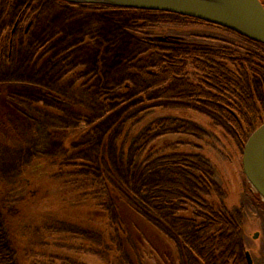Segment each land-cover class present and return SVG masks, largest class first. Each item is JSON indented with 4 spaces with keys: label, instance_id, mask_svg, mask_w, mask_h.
<instances>
[{
    "label": "trees",
    "instance_id": "1",
    "mask_svg": "<svg viewBox=\"0 0 264 264\" xmlns=\"http://www.w3.org/2000/svg\"><path fill=\"white\" fill-rule=\"evenodd\" d=\"M56 1L76 12L74 21L75 19L85 23L95 21L96 25L97 19L102 18L101 25L94 27V32L84 30L82 33L79 32L80 36L76 42L66 41L65 46L69 47L66 52L74 53L68 57L69 60L78 59L76 50L81 46L85 49L90 46L88 50L92 57L98 50V42L103 44L101 49L106 50L109 47V50H112L110 55L113 56L118 49V43L122 40L118 39V34L113 33V30H110V33L102 30H108L110 26L106 21L114 22L123 25L122 28L131 36L125 41L124 46H120V52L119 49L117 50L119 54L115 53V60L107 70L112 77L118 78L126 72L143 80L165 78L161 87L165 90L167 87L163 85L168 82L182 81L180 93L174 95L182 98L187 96L189 101L197 103L206 101L216 107L214 113L218 115L217 118L223 120V124L219 125L214 118L213 124L218 127L224 126L231 131V135L242 148L251 132L264 121V106L256 90V84H259L264 92V43L224 26L181 14L125 4ZM261 1L264 4V0ZM32 13V7L24 6L18 17H29ZM143 15L144 17L154 15L165 23L175 22L169 18L174 15L182 18L181 20L186 18L194 23H203L209 28L221 31V34L187 35L182 32L174 34V31L170 32L168 28L157 33L137 26L138 22L134 20H141L140 17ZM33 18L36 20L38 15L35 14ZM111 34L113 36H110ZM4 44L10 51L12 46L10 37H5L4 42L1 43L0 55L5 51ZM122 54L126 57L121 63L116 64ZM86 60L78 59L79 62ZM100 64L102 67L103 62L100 61ZM77 71L78 69H75L71 74L76 75L79 72ZM99 73L102 75V70ZM134 86L136 84L128 80L111 86L107 91L102 90L101 102L106 103L109 95L124 94ZM157 87L159 88L160 85L153 89ZM148 90H143L145 92H142L141 96L148 95ZM29 99L37 100L33 104L38 110H50L60 114L62 110L72 112L77 115V121L84 125L92 115V111L82 103H77L74 99L64 97L43 86L24 81H0V145L16 148L24 142L26 133L30 131L34 133L38 130L36 129L38 123H42L41 116L30 108L27 103ZM91 132L92 128L87 126L80 128L71 137L68 135L63 138L55 132L47 135L48 141L56 138L62 141L61 149L58 151L60 155L50 157L47 163L49 161V165L58 166V174L64 173L67 177L66 182L69 181L74 185L73 190H70L71 186L65 188L63 181L64 190L57 191V185L53 181L56 177L48 175L47 170L42 172V175L29 171L22 172L13 182L0 175V226L8 239L10 258L3 260L2 264H36V261L40 264H90L80 257L63 256L50 251L52 245L57 246V242L55 244V240L51 239L50 233H59L63 238L69 236L79 238L81 243L72 242V247L101 253L109 264H131L122 256L124 252L126 255L131 253L129 248L124 246L123 253H120L117 244L113 243L122 238L127 245L131 243L130 245L136 246L133 244L136 243L134 239L136 238L143 247L144 245L140 243L146 241V232H143L142 227L140 228L143 221L146 220L156 228H160L157 214L149 210L146 202L157 209L162 207L173 218L193 223L199 240L194 245L188 246L185 242L183 244L184 249L192 253L195 262L204 264L203 260H206L212 264L232 263L231 259L233 260L234 257L230 254L231 237L240 229L231 211L228 210L229 204L225 196L214 189L217 187L227 192L229 184H217L212 180L207 167L197 165L188 155L181 156L182 153L177 152L176 149L159 158L161 156L153 154L152 147L144 157L140 158L143 172L156 176L159 170H163L168 175L166 178L169 179L152 187L144 183H135V186L142 191L143 197L140 198L131 188L116 182L111 176L113 173H109L106 169L102 168V172L97 174L95 167L98 160L95 151L97 139L82 144L83 138L89 137ZM78 139L81 140V145L75 147L73 143ZM36 162L44 165L41 160ZM240 166L243 172V165ZM242 180L243 187L252 198L251 203L264 211V200L247 184L244 172ZM187 181H193L195 187L189 186ZM70 191H74L76 196L73 195L74 198L69 200L67 195ZM39 202L41 207L36 206ZM27 218L30 223L27 225L28 229L23 224ZM135 223H139L138 227ZM28 230L29 236L26 235L25 241L21 242L20 237L17 236L19 231L23 233ZM180 234L184 237L186 231ZM89 235L102 237V245L98 246L99 248L94 247ZM130 239L132 242L129 241ZM179 239L182 238L179 236ZM197 246L203 255L196 254ZM111 252L112 255L109 254ZM188 255L185 256L187 259Z\"/></svg>",
    "mask_w": 264,
    "mask_h": 264
},
{
    "label": "rangeland",
    "instance_id": "2",
    "mask_svg": "<svg viewBox=\"0 0 264 264\" xmlns=\"http://www.w3.org/2000/svg\"><path fill=\"white\" fill-rule=\"evenodd\" d=\"M75 1L84 3L88 0ZM24 6L32 7L33 13L29 17H21L22 20L19 22L18 15ZM57 6L58 4L53 0H0V44L4 42L5 37H12V33L14 35L11 50L9 51V47H6L4 53L0 55V81H24L43 86L64 97L74 99L77 103H82L92 111V115L84 125L77 121V115L72 112L62 110L60 114L50 110H38L33 104L37 100L29 99L28 105L39 113L42 123H38L36 132L31 133L30 131L24 135V142L20 146L15 148L10 145H0V175L13 182L22 172L29 171L42 175V172L47 170L48 175L56 177L53 181L57 185V191L62 192L64 186L65 188L71 186L70 190H73L74 185L69 181L66 182L67 177L64 173L58 174V166L49 165V161L47 163L50 157L60 155L58 151L62 146L61 140L56 138L48 141L47 135L55 132L63 138L68 135L71 137L80 128L90 126L91 135L83 138L82 144L85 141L97 139L95 147L98 158L96 159L98 162L95 160L97 174L106 169L109 173H113L111 176L116 182L128 186L141 198L143 197L142 191L135 186V183H144L152 187L169 178H166L168 175L163 170H159L156 176L143 172L140 158L144 157L152 147L153 154L161 156L159 158H163V154L176 149L177 152L182 153L181 156L187 157L188 155L197 165L207 167L212 180H215L217 184H229V189L226 188L227 192L217 187L214 189L225 196L229 204L228 210L231 211L240 229L235 236L231 237L230 254L234 257L233 260L231 259V264H249L246 251L250 252L253 264H264V211L251 203L252 198L243 187L242 174L244 171L242 172L240 166L242 147L231 135V131L224 126H215L212 122L214 118L219 125L223 124V120L217 118L218 115L214 113L216 107L206 101L197 103L189 101L187 96L182 98L174 95L180 93L182 81L168 82L165 86L163 85L167 87L165 90L161 88L165 78L143 80L141 77L126 72L118 78L112 77L107 70L115 60V53L119 54L121 47L131 36L122 28L123 25L120 26L114 22L106 21L110 26L108 30L104 29L102 32L110 33V30H113V33L118 34V39L122 40L117 45L119 52L117 49L112 56L110 55L112 50L110 51L109 47L106 50L101 49L103 44L98 42V50L92 57L88 50L90 46L88 49L81 46L79 50H76L78 59H87L85 62H79L78 59L69 60L65 49L69 48L65 46L66 41L76 42L84 30L94 32V27L101 25L102 18L97 19L96 25L95 21L88 23L76 19L74 21L76 12L62 5H60L62 7ZM35 14L38 15L36 27H31L29 33L23 32L30 18ZM140 18L142 21L134 20L138 22L137 26L157 33L168 28L170 32L174 31V34L177 32L187 35L190 33L221 34V31L209 28L203 23H194L186 18L181 20L182 18L174 15L169 18L175 22L170 23H165L162 19L155 18L154 15H149V17L143 15ZM160 21L164 23H159ZM146 23L151 25H145ZM50 38L54 41L51 45L47 44ZM124 57H126L125 54L120 55L116 64L121 63ZM100 61L103 62L102 67ZM75 69L79 72L77 71L76 75L71 74ZM101 70L102 75L99 73ZM128 80L136 86L124 94L109 95L106 103L101 102L102 90L107 91L111 86ZM158 85L160 89L158 87L153 89ZM145 89H149L148 95L141 96ZM256 90L264 106V92L259 84H256ZM174 97L176 99H173ZM73 144L78 147L81 145V140L78 139ZM37 160L43 161L44 165L41 162L37 163ZM246 180L247 184L256 190L247 178ZM63 181H65L64 186ZM192 182L187 181L186 183L194 188L195 185ZM73 195L76 196L74 191L68 192V199H73ZM146 205L149 210L157 214L160 228H156L146 220L143 221L140 226L143 232H146V241L140 242L144 245L143 247L136 238H134L136 243H133L136 246L130 245L131 243L127 245L122 238L120 241H114L113 244H117L120 253L124 246L129 248L131 253L126 255L122 252V256L126 257L131 264H198L192 253L184 249L183 244L185 242L188 246L194 245L199 240L193 223L173 218L162 207L157 209L148 202ZM36 206L41 207L40 202ZM23 224L27 229L29 228L28 218ZM135 225L138 227L139 223ZM183 231H186L184 237L180 234ZM26 235L29 236V230L23 233L19 231L17 236L23 242ZM50 236L52 240H55V244L57 242V246L50 247V251L54 253L80 257L90 264H109L101 253L72 247V242L81 243L79 238L75 239L71 236L63 238L59 236V233H50ZM89 236L94 247L99 248L98 246L102 245V237ZM179 236L184 240L179 239ZM7 240L0 226V264L4 262L3 260L10 259ZM129 241L132 242L131 239ZM195 252L198 256L203 255L199 246L195 247ZM109 254L112 255V252ZM203 263L212 264L206 260H203ZM36 264L40 263L36 261Z\"/></svg>",
    "mask_w": 264,
    "mask_h": 264
},
{
    "label": "water",
    "instance_id": "3",
    "mask_svg": "<svg viewBox=\"0 0 264 264\" xmlns=\"http://www.w3.org/2000/svg\"><path fill=\"white\" fill-rule=\"evenodd\" d=\"M125 4L143 9L181 14L217 24L264 43V4L261 0H88ZM243 171L264 199V122L242 148ZM258 236V233H255ZM249 264L253 260L246 251Z\"/></svg>",
    "mask_w": 264,
    "mask_h": 264
},
{
    "label": "flooded vegetation",
    "instance_id": "4",
    "mask_svg": "<svg viewBox=\"0 0 264 264\" xmlns=\"http://www.w3.org/2000/svg\"><path fill=\"white\" fill-rule=\"evenodd\" d=\"M53 1H55L57 4H58V6L57 7H62V6H60L61 4L60 3H58L56 0H53ZM87 2H96V1H87ZM81 3V2H80ZM83 3V2H82ZM84 3H86V2H84ZM168 13H170V12H168ZM171 14H176V13H171ZM185 16V15H184ZM187 17H189V16H187ZM193 18V17H192ZM197 19V18H196ZM22 19H20V18H18V21L20 22ZM36 25H37V19L35 20L33 17L32 18H30V22H28V24H27V26H26V28H24V30H23V32H27V33H29V30L31 29V27H33V26H35L36 27ZM11 36L12 37H10V39H11V41L13 42V37H14V35H13V33L11 34ZM54 43V41L52 40V38H50V40L47 42V44H53ZM56 44V43H55ZM1 45V44H0ZM12 45H13V43H12ZM58 45L56 44V47H57ZM1 47V46H0ZM45 47V46H44ZM6 48V44H4V49ZM67 51H68V48H65ZM67 53V52H66ZM73 53V52H72ZM72 53H67V56L68 57H70L71 56V54ZM38 77H40V76H38ZM43 78H45V77H43Z\"/></svg>",
    "mask_w": 264,
    "mask_h": 264
},
{
    "label": "bare ground",
    "instance_id": "5",
    "mask_svg": "<svg viewBox=\"0 0 264 264\" xmlns=\"http://www.w3.org/2000/svg\"><path fill=\"white\" fill-rule=\"evenodd\" d=\"M218 1L220 2V1H222V0H217L216 2H218Z\"/></svg>",
    "mask_w": 264,
    "mask_h": 264
}]
</instances>
